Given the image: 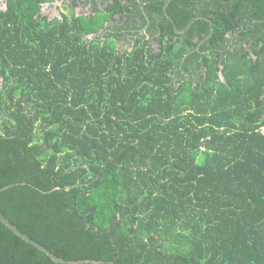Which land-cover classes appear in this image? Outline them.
Segmentation results:
<instances>
[{"label":"trees","instance_id":"1","mask_svg":"<svg viewBox=\"0 0 264 264\" xmlns=\"http://www.w3.org/2000/svg\"><path fill=\"white\" fill-rule=\"evenodd\" d=\"M40 5L0 16L1 213L100 261L77 264H264V0H170L179 29L206 17L182 34L148 3L162 51L140 37L124 56L36 28ZM186 32L222 43L223 80L215 57L202 87L174 80ZM0 264L67 263L0 220Z\"/></svg>","mask_w":264,"mask_h":264},{"label":"flooded vegetation","instance_id":"2","mask_svg":"<svg viewBox=\"0 0 264 264\" xmlns=\"http://www.w3.org/2000/svg\"><path fill=\"white\" fill-rule=\"evenodd\" d=\"M14 1L0 0V16L6 15L9 11L8 4ZM39 1L41 2L39 11L33 15L35 20L33 23L36 28H48L50 31L66 30L70 33H78L81 30L82 33L77 36L78 42L86 44L90 52L99 42L102 45L105 42H113L116 54L124 56L125 53L130 52L134 48L136 40L140 37L148 41L149 46L153 47L154 53L158 54L159 51H162L161 44L150 31V29L154 30L156 26L150 25L152 23L150 19L144 22V12L135 0ZM198 17L206 18L203 16ZM39 23L46 26H38ZM83 23L86 24V27L82 25ZM88 28L94 29L86 32L85 30ZM211 34L210 30L209 35ZM185 36L183 39L175 35L172 40V44H176L178 39L183 40L184 47L187 48L179 65L182 72L174 76V80L188 81L193 87H202L208 70L206 60L212 59V57H215L216 61L219 59L216 63V69L218 70L219 79L223 80V64L221 60L224 46H222V43L218 44L220 45L219 48H215L204 43L207 39L206 37L201 39L198 35L192 36L189 32H186ZM226 36L231 38L230 41L233 42L229 33ZM61 44L63 43H59V45ZM123 76L122 74L121 77L123 78Z\"/></svg>","mask_w":264,"mask_h":264},{"label":"water","instance_id":"3","mask_svg":"<svg viewBox=\"0 0 264 264\" xmlns=\"http://www.w3.org/2000/svg\"><path fill=\"white\" fill-rule=\"evenodd\" d=\"M138 5L142 8L144 15L146 17V19L149 21V17L148 15L145 13L144 11V5L147 3H151V2H156V1H162L163 2V12L164 15L168 18V20L171 22L174 30L176 33H181L186 31L190 25L193 23V21L197 18H200L198 16L194 17L193 19H191L183 28L179 29L174 20L172 19V17L169 15L168 11H167V6L170 0H135ZM213 31V28L211 27V33ZM0 220L3 222L4 225H6L8 228H10L15 234H17L19 237H21L23 240H25L27 243L31 244L32 246L36 247L37 249L43 251L45 254H47L51 259H53L55 262H61V263H67V264H77V263H82V262H91V263H99L100 261L98 260H92V259H83V260H66L60 257H57L56 255H54L51 251H49L46 247H44L43 245L37 243L36 241H34L33 239H31L29 236H27L25 233H23L22 231H20L15 225H13L0 211Z\"/></svg>","mask_w":264,"mask_h":264},{"label":"rangeland","instance_id":"4","mask_svg":"<svg viewBox=\"0 0 264 264\" xmlns=\"http://www.w3.org/2000/svg\"><path fill=\"white\" fill-rule=\"evenodd\" d=\"M48 10V9H47Z\"/></svg>","mask_w":264,"mask_h":264}]
</instances>
